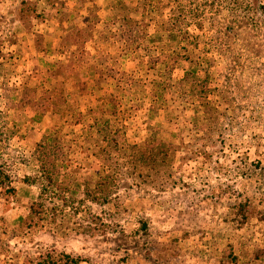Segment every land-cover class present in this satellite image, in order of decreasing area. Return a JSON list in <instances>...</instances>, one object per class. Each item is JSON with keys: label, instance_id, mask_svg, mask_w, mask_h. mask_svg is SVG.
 Instances as JSON below:
<instances>
[{"label": "rangeland", "instance_id": "1", "mask_svg": "<svg viewBox=\"0 0 264 264\" xmlns=\"http://www.w3.org/2000/svg\"><path fill=\"white\" fill-rule=\"evenodd\" d=\"M99 2L112 55L42 66L60 117L26 120L19 150L0 115V264H264V0Z\"/></svg>", "mask_w": 264, "mask_h": 264}, {"label": "crops", "instance_id": "2", "mask_svg": "<svg viewBox=\"0 0 264 264\" xmlns=\"http://www.w3.org/2000/svg\"><path fill=\"white\" fill-rule=\"evenodd\" d=\"M95 3L100 2L99 0H58L54 2L51 0H0V20L7 28V31L0 33L3 51V55L0 56V65L4 69L13 71L4 86L5 89L7 87L17 88L11 94L0 92V111L9 121L8 127L14 124L18 128L16 142L19 150L25 149L26 146V137L23 135V132H26V120L29 123L32 122L33 125H40L37 120L47 118L54 120L60 117L57 108L50 111H42L40 108L42 94L38 88L42 86V66L53 62V71H55L60 64L71 63L73 58L75 64L80 61L77 58L80 46L70 42L67 48H64L63 40L70 33V30L67 31V25L72 24L83 29L88 26L89 8ZM99 6L101 7L102 4ZM30 7L32 12L28 9ZM103 11L104 9H101L99 13ZM64 12L70 14L68 19L63 17ZM42 16H44L43 20ZM105 20L107 19L104 17L98 18L97 27L100 23H105ZM25 22L32 23L33 27L26 28ZM48 23L56 26L53 32L42 29V26ZM61 24L64 28L59 30ZM99 34L100 32L94 31L93 36L85 42L83 49L86 50V55L91 52L97 54L105 52L95 45L91 46L98 39ZM41 39L45 42L49 41L44 48ZM105 62L102 61V63ZM82 63L84 69L87 64ZM49 68L51 69L52 65ZM53 81L57 83L60 80L56 77ZM26 88L31 90L32 95L26 96ZM38 125L35 127L40 135L43 131H40ZM37 141H39L38 138Z\"/></svg>", "mask_w": 264, "mask_h": 264}, {"label": "trees", "instance_id": "3", "mask_svg": "<svg viewBox=\"0 0 264 264\" xmlns=\"http://www.w3.org/2000/svg\"><path fill=\"white\" fill-rule=\"evenodd\" d=\"M30 9L29 11L32 12V9L31 7L28 8ZM89 17V16H88ZM118 21H121L122 24H120L119 26V31L118 32H113V37L115 38V40H131L132 41V38L131 36L128 34L129 32H135L137 33L136 30H132V28L134 27L132 24H137V22L135 20H132L131 18H122V19H114L111 17V20H109L108 22H106V26H107V29H112L113 26H115V24L118 22ZM88 26L86 28H78V27H73V30L70 31V33H68L65 38L67 40H71L72 43H75V44H78L80 47H83L85 42L89 39V37H92L93 36V33L94 31H98L96 29V25H97V21L95 22H91L89 19H88ZM95 27L94 30H90V32H88V30L90 29V27ZM112 27V28H111ZM127 27V28H126ZM126 28V29H125ZM136 28V27H134ZM99 32V31H98ZM85 34V36H84ZM80 36H83V39H80ZM101 33L99 34V37H101ZM98 37V38H99ZM81 40V41H80ZM111 48L108 49L107 53L109 55H112V52H111ZM120 51V50H119ZM106 52H100L99 56L100 58H104V56L107 54ZM126 53H119L118 54V57H122L123 55H125ZM128 54V53H127ZM126 54V55H127ZM116 56V55H115ZM114 56V58H115ZM117 57V58H118ZM103 61V60H102ZM106 61V60H104ZM25 94L26 96H30V92H27V90H25ZM56 96H53V108L50 109V110H53V109H59L57 107V103H58V100H59V97H56ZM63 99V101H65L66 97H63L61 98ZM48 110V111H50ZM0 115L2 116L3 113L0 111ZM64 139V135L63 133H61V131L58 130V128L56 129H53V144H55V148L57 146L58 143H60L62 140ZM57 150H53V152H56ZM58 152V151H57Z\"/></svg>", "mask_w": 264, "mask_h": 264}]
</instances>
